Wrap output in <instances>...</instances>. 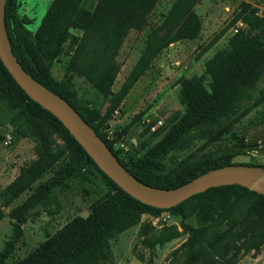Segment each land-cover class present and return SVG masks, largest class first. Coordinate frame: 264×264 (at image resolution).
Returning <instances> with one entry per match:
<instances>
[{"label":"rangeland","instance_id":"1","mask_svg":"<svg viewBox=\"0 0 264 264\" xmlns=\"http://www.w3.org/2000/svg\"><path fill=\"white\" fill-rule=\"evenodd\" d=\"M11 2L25 30L33 34L50 0ZM171 2L158 0L147 15L146 26L139 31L131 29L124 36L113 58L118 71L110 87L112 91L118 90L143 48L147 35L156 30ZM241 2L255 8L260 21L252 33L260 34V42H264V0H199L193 8L200 21L197 36L162 47L101 127L107 140L114 137L112 148L124 162L143 156L176 126L185 111L181 100V80L201 75L205 62L224 47L229 36L236 33L232 30L235 22L227 24L239 10ZM93 5L94 0L82 1L85 8L91 9ZM223 28L222 34L202 50ZM245 28L243 22L241 31ZM80 32L75 27L68 30L60 53L50 62L49 71L54 79L66 85L71 103L84 117L93 116L89 111L101 116L108 105L106 98L88 76L66 69L72 53L69 47ZM251 95L262 97L261 101L234 123L227 134L211 142L194 135L195 138L182 148L160 155L156 160L155 174L171 176L195 162L214 160L226 153L232 154L231 163L264 166V70L256 80ZM7 112L0 115V248L11 233L16 208L31 194H36V197L34 205L24 211L20 236L1 264H12L23 258L73 217H85L96 199L114 191L113 186L91 164L65 177L56 186L42 188V184L55 176L69 159L71 138L38 111L35 117L42 128L41 136L35 139L23 137L17 143L11 124L4 118ZM137 113L141 114L140 117L130 124ZM7 133L11 135V141L4 145L2 141ZM10 183L11 188L7 187ZM15 189L20 191L12 198ZM229 199H233L230 201L234 213L242 217L250 215V208L256 202V198L247 191L228 187L190 197L177 209L161 210L154 217L134 205L129 215L120 222V228L106 237L112 263L179 264L190 252L204 246L205 256L198 260V264H207L211 258H214V264H225L226 257L218 255L222 252L221 243L226 239H235L236 245L242 246L244 242L241 235L234 233L233 237H229L224 234L227 224L223 218L220 220L217 207ZM237 227L234 226L235 229ZM174 233V237L164 240ZM209 242H212V247L208 246ZM177 247V252L172 253ZM226 253L230 256L232 251ZM232 262L263 264L264 239L256 251L243 253L240 249Z\"/></svg>","mask_w":264,"mask_h":264},{"label":"trees","instance_id":"2","mask_svg":"<svg viewBox=\"0 0 264 264\" xmlns=\"http://www.w3.org/2000/svg\"><path fill=\"white\" fill-rule=\"evenodd\" d=\"M82 1L50 0L35 32L30 34L16 15L11 0H5L3 18L6 34L11 51L21 67L41 85L63 98L92 127L118 162L131 175L148 185L172 188L208 169L238 164L231 163L232 154L226 153L214 160L195 162L171 176L161 177L154 172L156 160L160 155L182 148L195 138L194 135L206 142L218 139L227 134L234 123L261 101L262 97L251 95L256 80L264 70V42H260V34L252 33L260 21L255 14V8L241 2L239 10L227 26L241 20L246 24V28L227 38L224 47L205 62L201 75L181 80V100L185 104V111L176 126L169 130L160 142L152 145L143 156L124 162L112 148L114 137L107 140L101 127L162 47L197 36L200 21L193 8L199 0H172L156 30L147 35L136 61L115 92L110 88L118 71L114 55L129 30L139 31L146 26L147 15L158 0H94L91 9L83 7ZM74 27L81 32L69 47L72 53L66 69H74L88 76L106 98L108 105L101 116L89 111L93 116L84 117L71 103L66 85L54 79L49 71L50 62L60 53V46L66 39L68 30ZM224 30L225 28L220 30L202 50L208 48ZM5 111H8V114L4 118L8 119L16 138L35 139L41 136L42 128L35 117L38 111L56 123L71 138L72 150L69 159L55 176L42 184V188L56 186L65 177L88 164L93 165L114 188L112 193L92 202L85 217H73L26 256L12 264H113L106 237L120 228V222L129 215L134 205L141 211L147 210L154 217L161 210L177 209L190 197L228 187L247 191L256 198V202L250 208V215L243 217L234 213L233 203L230 201L233 199L226 200L225 204L217 207L220 220L223 218L227 224L224 234L233 237L236 233L244 239L242 246L236 245L235 239H226L221 243L222 252L218 255L226 257L225 264H232L240 249L243 253L256 251L264 239V194H258L243 186L232 184L210 187L167 209L143 204L129 196L96 167L55 116L23 92L0 62V115ZM140 115L135 114L130 124L137 121ZM115 135L117 137L118 134ZM260 166L264 168L263 165ZM11 183L7 187L11 186ZM18 191L20 190L15 189L12 192V198L19 194ZM35 197L36 194H31L16 208L11 233L0 248V264L20 236L23 213L34 205ZM236 225L237 229L234 228ZM175 235H167L164 240H169ZM208 246L212 247V242H209ZM178 249H173L172 253H176ZM204 250V246L198 247L179 264H198V260L205 256ZM227 251H232L230 256H227ZM213 259L206 263L214 264Z\"/></svg>","mask_w":264,"mask_h":264},{"label":"water","instance_id":"3","mask_svg":"<svg viewBox=\"0 0 264 264\" xmlns=\"http://www.w3.org/2000/svg\"><path fill=\"white\" fill-rule=\"evenodd\" d=\"M4 4L0 0V62L23 92L49 111L83 148L96 167L135 200L167 209L210 187L236 184L264 194V168L253 164H228L208 169L172 188L148 185L131 175L79 114L59 95L41 85L19 64L11 51L4 25Z\"/></svg>","mask_w":264,"mask_h":264},{"label":"built area","instance_id":"4","mask_svg":"<svg viewBox=\"0 0 264 264\" xmlns=\"http://www.w3.org/2000/svg\"><path fill=\"white\" fill-rule=\"evenodd\" d=\"M242 28H243V22H242L241 20H237V21L235 22V26L232 28V30H233V32H237L238 30H240V29H242ZM107 139H108V138H107ZM10 141H11V135L8 134V133L5 134L2 143H3L4 145H7V144L10 143Z\"/></svg>","mask_w":264,"mask_h":264},{"label":"crops","instance_id":"5","mask_svg":"<svg viewBox=\"0 0 264 264\" xmlns=\"http://www.w3.org/2000/svg\"><path fill=\"white\" fill-rule=\"evenodd\" d=\"M22 138H20V137H15V142H17L18 143V141H20Z\"/></svg>","mask_w":264,"mask_h":264}]
</instances>
